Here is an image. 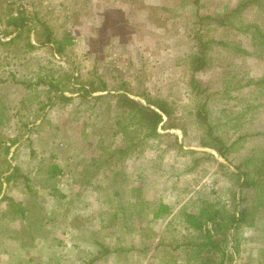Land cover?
<instances>
[{
	"label": "rangeland",
	"instance_id": "1",
	"mask_svg": "<svg viewBox=\"0 0 264 264\" xmlns=\"http://www.w3.org/2000/svg\"><path fill=\"white\" fill-rule=\"evenodd\" d=\"M263 150L264 0H0V264H264Z\"/></svg>",
	"mask_w": 264,
	"mask_h": 264
},
{
	"label": "trees",
	"instance_id": "2",
	"mask_svg": "<svg viewBox=\"0 0 264 264\" xmlns=\"http://www.w3.org/2000/svg\"><path fill=\"white\" fill-rule=\"evenodd\" d=\"M240 4L235 10L240 9ZM209 17V16H208ZM222 22V21H221ZM16 27L20 26V23L14 22ZM35 39L39 44L45 43H57L55 50L61 52L64 43L58 42L55 38L52 37L51 30L48 26L41 24V30L35 32ZM206 43L201 42V49L197 53L191 55V70L196 72L201 70L205 64L206 60L204 58V52L206 49ZM194 86L196 84H193ZM98 88L100 91H104V86ZM196 87V86H195ZM97 98L101 97V94L96 95ZM115 105L119 110L131 113L132 116L136 119L137 123L143 127L146 131V135H156L157 126L163 120V116H170V108L167 106L165 100L159 98H145V102H138L137 100L129 97L125 92H117L114 96ZM217 151H220V148H217ZM252 167L242 169V165L236 167L237 171H232L231 173L235 176L236 185H238L241 190L243 188L255 187L258 192V198L256 206H259L262 210L264 216V150L261 154L249 158L247 163H250ZM249 168V170H248ZM248 215V206L244 205L236 212L233 211L231 215L226 218V221L230 228H233L234 225L238 222L245 221Z\"/></svg>",
	"mask_w": 264,
	"mask_h": 264
}]
</instances>
